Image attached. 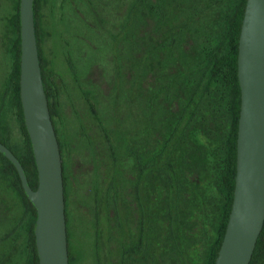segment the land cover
I'll return each mask as SVG.
<instances>
[{
  "label": "trees",
  "instance_id": "trees-1",
  "mask_svg": "<svg viewBox=\"0 0 264 264\" xmlns=\"http://www.w3.org/2000/svg\"><path fill=\"white\" fill-rule=\"evenodd\" d=\"M142 1L137 0L134 12L142 10ZM151 1L144 8L151 12L148 17L145 15L144 22L145 25L152 23V31L145 30L141 34L142 39H138L137 43L143 42V49L134 52L135 58L131 52L128 60L131 66H135L133 61L136 63V79L130 84V88L136 92L127 93L125 108L119 105L122 95H114L112 103L116 116L111 122L108 116L102 118L97 112L94 93L83 89V100L89 105L88 121L92 122L87 121L86 126L80 122L81 128L76 132L75 142L65 145L56 125L59 92L47 75L42 54L41 0L33 2L43 89L62 161L65 207L69 190L66 185L69 177L67 159L73 157L70 151L77 149L74 144L78 143L76 140L82 141L87 153L90 152L89 163L93 171L101 175L103 182L101 187L93 189L92 210L97 218H103L105 234L110 213H113V219L116 220L115 225L119 227L120 224L121 170L124 164L127 167L130 188L127 243L123 247L119 264H214L234 193L240 110L237 53L246 0H238L223 15L225 33L221 42L205 50L201 55L202 65L194 67L188 74L182 72L184 63L179 65L181 59L183 62L185 60L181 56L182 51L186 49L189 53L191 50L189 24L180 18L182 13H179V7L178 12L173 7L176 3L182 6L184 0ZM19 2L15 0L10 16L12 33L8 47L12 70L3 97L7 101L11 93L14 96L24 147L21 153H16L7 137L3 136L2 130L0 142L16 156L29 186L35 190L38 184L37 169L24 125L19 92ZM127 40L131 42L129 36ZM147 41L156 43L155 47L150 48L152 55L149 57L143 55V52L146 53ZM140 62L143 72L141 76L138 70ZM118 70L116 67V76L121 80L122 75ZM146 77L149 79H145L147 81L144 85L143 79ZM0 172L2 177L9 180L11 189L24 208L23 222L19 223L26 231L25 248L21 250L25 257L22 264H37L34 235L36 210L24 193L14 165L1 153ZM67 214L65 208L68 262L72 264L74 257L70 247ZM98 231L96 228V234ZM12 233L7 236V246L5 244L2 247L3 243L0 242V264H8L10 259L12 262L13 254L18 250L16 240L11 241ZM249 264H264V224Z\"/></svg>",
  "mask_w": 264,
  "mask_h": 264
},
{
  "label": "rangeland",
  "instance_id": "rangeland-1",
  "mask_svg": "<svg viewBox=\"0 0 264 264\" xmlns=\"http://www.w3.org/2000/svg\"><path fill=\"white\" fill-rule=\"evenodd\" d=\"M136 2L137 0H41L42 54L46 72L59 92L66 129V135L62 138L69 144L75 142L79 122L88 121L89 105L83 100V89L94 93L97 112L102 118L108 116L111 122L116 116L112 103L114 95H122L119 105L125 108L127 93L136 92L130 88V84L136 79V63L133 61L135 66H131L128 60L137 49L142 51L144 43H137L138 39H142L141 34L145 30L152 31V23L145 25L144 22L145 15L148 17L151 14L144 8L152 1L143 0L142 10L134 12ZM237 2L238 0H184L182 6L178 3L173 5L176 11L179 7V13H182L180 18L189 24L191 50L189 53L186 49L182 51L181 56L185 57L184 62L181 59L179 65L180 67L184 63L182 72L188 74L194 67L202 65V53L221 42L225 33L223 15ZM14 5L15 0H0V130L7 137L9 145L19 154L24 147V136L14 110L3 97L5 79L10 69L7 35L11 36V33L7 25ZM148 21L151 19L148 18ZM128 36L131 42L127 40ZM155 44L154 41L145 42L146 53L143 52V55L151 56L149 50ZM132 55L135 58V53ZM116 67L121 72V80L117 79ZM138 70L141 76V65ZM145 79L149 77L143 79L144 85L147 81ZM142 95L141 89L140 96ZM74 105L78 109V120L72 112ZM77 149L66 163L70 180L67 213L70 247L74 257L72 264H114V261L110 262L106 257L105 222L102 217L97 218L92 210L93 189L102 186V178L93 171L87 148H82L81 154L76 153ZM23 215V206L11 189L9 180L2 177L0 172L2 247L5 244L7 246L8 234L17 228L12 233L11 241L16 240L18 250L8 264H22L25 259L21 250L25 248L26 231L19 225L20 221L23 222ZM96 228L99 229L97 234Z\"/></svg>",
  "mask_w": 264,
  "mask_h": 264
},
{
  "label": "water",
  "instance_id": "water-1",
  "mask_svg": "<svg viewBox=\"0 0 264 264\" xmlns=\"http://www.w3.org/2000/svg\"><path fill=\"white\" fill-rule=\"evenodd\" d=\"M33 2H19V92L37 188L29 186L20 162L1 142L0 153L14 165L36 210L37 264H69L62 161L43 89ZM237 79L240 110L234 193L214 264H249L264 224V0H246L238 38Z\"/></svg>",
  "mask_w": 264,
  "mask_h": 264
},
{
  "label": "flooded vegetation",
  "instance_id": "flooded-vegetation-1",
  "mask_svg": "<svg viewBox=\"0 0 264 264\" xmlns=\"http://www.w3.org/2000/svg\"><path fill=\"white\" fill-rule=\"evenodd\" d=\"M8 28L10 33H12L11 31V19L10 16L8 18ZM7 38H11L10 35H7ZM8 51V55H9V47L7 48ZM9 60H10V69H9V73L12 70L11 69V59L9 56ZM8 73V75H9ZM48 75V74H47ZM8 78V76H7ZM7 78L5 79V84L7 81ZM12 94V93H11ZM9 95L7 98V103H9V105L11 106V108L14 110V115L18 121V115H17V110L14 107V96L13 95ZM58 105H59V115L56 117V125H57V129L59 132V136L61 137V141L63 143V145L65 144H69L68 142H66L62 136L66 135V129H65V120L64 117L62 115V111H61V107H60V102L58 100ZM73 114L75 115L76 120H78L77 115H78V109L76 108V106L74 105V108L72 109ZM92 121H88V123H90ZM19 123V122H18ZM79 128H81L80 126V122H79ZM84 125L86 126L87 124ZM78 143H74V144H78L79 148L77 149L78 154H81V149L84 148L85 146H83L82 141H77ZM81 146V147H80ZM76 148L72 149V152L70 151V154H72L75 152ZM80 156V155H79ZM128 171H127V167L124 164L123 165V169L121 170V182H120V192H121V201L119 202L120 207H119V227H117L114 223L113 219V213H110L109 219L107 221V234H106V242H107V258L110 260V262L114 261L116 263H120V261L122 260V256H123V247L126 246L127 243V239H126V221H127V206L129 204L128 202V193H129V185H128V175H127ZM70 181H69V177H68V181L67 184L69 187ZM68 195H69V190L67 191V199H68ZM132 204H134V202H131ZM66 212L68 211V202L66 203ZM112 215V218H111ZM68 216V214H67ZM69 229V227H68Z\"/></svg>",
  "mask_w": 264,
  "mask_h": 264
}]
</instances>
